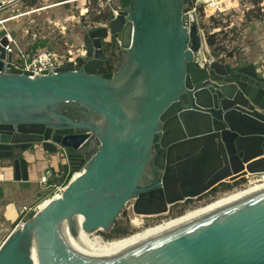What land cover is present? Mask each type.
<instances>
[{
    "label": "water",
    "instance_id": "obj_1",
    "mask_svg": "<svg viewBox=\"0 0 264 264\" xmlns=\"http://www.w3.org/2000/svg\"><path fill=\"white\" fill-rule=\"evenodd\" d=\"M118 1L108 27L83 31L76 66L31 77L11 70L0 43V162L23 181L28 154L82 169L19 217L0 264H264V184L102 258L60 237L65 222L78 232L77 217L85 232L109 231L127 204L132 233L139 215L264 173V62L205 49L196 21L184 22L189 0Z\"/></svg>",
    "mask_w": 264,
    "mask_h": 264
},
{
    "label": "built area",
    "instance_id": "obj_2",
    "mask_svg": "<svg viewBox=\"0 0 264 264\" xmlns=\"http://www.w3.org/2000/svg\"><path fill=\"white\" fill-rule=\"evenodd\" d=\"M80 0H57L56 4L74 2L77 3ZM83 1L80 9L76 8L77 17L80 20L82 26L85 27H108L109 21L115 15L118 14L120 10V2L118 0H97L95 5L94 0H81ZM25 0H0V13L3 11H8L7 15L0 16V27L6 28V23L15 20L25 14L41 10L45 6H34L30 8L22 9L24 6ZM241 0H189L187 10L183 13L186 16L185 23L187 26L190 25L192 21H196L198 33L201 36L202 43H205L207 36L212 33L214 30L223 31L224 25L226 22V16L233 11H236L240 8ZM95 6V7H94ZM261 11L264 12V8L261 6ZM110 11L112 16L110 19L96 18L101 16L103 13ZM215 19L219 20V24L216 26ZM222 25L220 26V24ZM38 24L26 26L20 33L18 37L11 35L10 32H6L1 38L0 43L5 50L6 60L7 55H11L10 63L11 70L20 73H28L31 77L37 75H45L49 73H55L60 67L63 66H76L78 65L79 60L84 56L85 51L80 46L79 49H68L65 53H59L50 49L47 45H36L34 30H36ZM1 29V28H0ZM33 32V38L31 39V34ZM35 38V39H34ZM200 66H203L202 61H198ZM82 169L76 170L79 174ZM75 174V173H74ZM74 174L71 179L74 178ZM53 176V171L46 169L39 178L40 184L47 186L51 191L47 196L55 198V196H60L63 189L65 188L64 184H49L50 179ZM246 181L244 183H239L224 189L218 190L215 194L207 195L201 201H196L197 197L203 196L208 193L210 188L203 192L202 194L192 197L193 200L190 206L184 208L178 214L186 212L190 208L206 205L220 196L226 195L236 189L244 188L247 185L253 183L254 181H259L264 179V173L254 174L244 176ZM70 179V180H71ZM227 182L229 184L233 183L232 180L226 179L222 180L215 185L222 184ZM45 196V197H47ZM43 197L42 199H46ZM40 199V200H42ZM48 199V198H47ZM38 200L37 202L29 205L22 206L20 208L22 213V218L19 221V225L23 223L24 218L29 213L35 214L40 210V204L43 201ZM40 201V202H39ZM172 204H169L170 206ZM167 215V218L173 217L177 214H171V212H164ZM161 213V214H164ZM159 214V215H161ZM148 224H150L148 222ZM103 238V237H102ZM104 239V238H103ZM1 246V245H0Z\"/></svg>",
    "mask_w": 264,
    "mask_h": 264
},
{
    "label": "crops",
    "instance_id": "obj_3",
    "mask_svg": "<svg viewBox=\"0 0 264 264\" xmlns=\"http://www.w3.org/2000/svg\"><path fill=\"white\" fill-rule=\"evenodd\" d=\"M56 2L57 0H25L22 9L23 7L26 9L34 6L45 7L11 21L20 20V23H26L31 18L30 16L34 14L45 12L47 10H54L62 5L70 4V2L61 4H56ZM7 13L8 11H3L0 13V16L7 15ZM41 18H45V16L42 14V16L38 17L35 22L30 23L29 21V24L26 26L38 24V28L41 30L39 32H34L32 30V33H30L32 36L31 39L33 38L34 32V35L36 34V39L34 38L35 41L45 43V40L49 39V41H51V32L49 29H53L51 27L55 24L53 22L49 23L48 20L42 22ZM223 25L225 29L221 34L218 32L216 42L212 47L208 46L209 49L207 50L211 51L216 56H221L222 58L240 57L247 59L248 61L264 62L263 13H258L257 16H240L231 14L230 17H226V22ZM67 27L68 24L65 28ZM73 27H79L76 28L75 31H78V37L81 40V35L86 27L82 26L81 23L73 25ZM60 28H62L61 33L63 38V36L66 35L63 31L64 26L62 25ZM37 39H39V41ZM63 39L65 44L68 45L65 38ZM205 44H207L206 40L205 43H203L204 48ZM37 156L39 157L38 160H36L31 154H28L27 156V159L30 162V170L28 180L26 181L15 179L13 167L8 160H1L0 162V245L13 230L14 224L22 215L20 208L22 206H29L48 194L47 192L49 191V188L39 182L42 173L46 169H50L53 173L60 172V168L56 169L52 167L54 166L52 162H55V155H47L44 157L43 152H39V155ZM59 162L65 164L66 160L59 159ZM50 163L51 166H49ZM76 175H78V172H76Z\"/></svg>",
    "mask_w": 264,
    "mask_h": 264
},
{
    "label": "rangeland",
    "instance_id": "obj_4",
    "mask_svg": "<svg viewBox=\"0 0 264 264\" xmlns=\"http://www.w3.org/2000/svg\"><path fill=\"white\" fill-rule=\"evenodd\" d=\"M95 5L97 4V0H94ZM83 1H78L77 3H70L67 5H62L60 7H58L57 9L54 10H47L45 12H41V13H37L34 14L32 16H30L31 18L29 19L30 23H33L37 20L38 17H41L42 14L45 16V18H41L42 22L48 20L49 23L53 22L55 25L52 26L51 28L53 29H49V31L51 32V36H50V40H45V43H43L42 45H47L50 49L57 51L59 53H65L68 49L72 48V49H79L80 45H81V40L78 37V31L76 32L75 29L79 28V27H73V25L76 24H80V20L77 17V13H76V8L80 9V7L82 6ZM261 6L264 8V0H241V5L240 8L236 11H233L232 13L228 14L226 17H230L231 14L234 15H244V16H257L258 13L259 14H264V12L260 11ZM76 7V8H75ZM95 7V6H94ZM72 12H71V11ZM233 19V17H232ZM29 21L26 23H20V20H16V21H11V22H7L6 23V28H2L0 27V38L8 31L11 33V35L18 37L21 33V31L26 27V25L29 24ZM68 24V27H66V25ZM73 24V25H72ZM225 24V23H223ZM61 25V26H60ZM62 25L64 26L63 31L66 33V35L63 36V38H65V40L67 41L68 45L65 44L64 39L62 38ZM72 25V26H71ZM222 25V23L220 24V26ZM56 26V27H55ZM60 26V27H59ZM41 29H39L37 27L36 30L39 32ZM223 31H219V33L221 34ZM39 41V39H37ZM205 49H209L208 45L205 44ZM59 159L62 160L64 159V157L62 156H56L55 157V162H52L54 164V168L59 169L61 165L59 162ZM49 166H51V163L49 164ZM74 176L76 177V172L74 174ZM246 181V180H245ZM244 180H240L234 183V185L239 184V183H244ZM47 196V195H46ZM51 196H47L45 197L46 199H42L40 201V208H42L47 202L48 199ZM39 201V202H40ZM191 209V208H190ZM125 210V212H124ZM185 213V212H184ZM132 214V210L129 204H127L124 209L121 211V213L119 214L117 220H123L126 221L127 224L130 227V230H132V226L130 224L129 221V216ZM183 214V213H181ZM180 214H177L175 216H173L172 218L177 217ZM140 216V215H139ZM171 218H167V215H156V216H152L150 217V220H148V222L150 224H148V222H146L145 224L139 226V227H135L134 231L132 233L141 231L149 226H153L157 225L159 223H161L162 220H168ZM116 220V221H117ZM156 223V224H155ZM101 231H97L94 233H98L97 235L103 237L102 234H100ZM104 232V231H103ZM107 232V231H106ZM131 232H129L127 235L132 234ZM125 235V236H127ZM124 236V237H125ZM122 238V237H120ZM107 240V239H105Z\"/></svg>",
    "mask_w": 264,
    "mask_h": 264
},
{
    "label": "bare ground",
    "instance_id": "obj_5",
    "mask_svg": "<svg viewBox=\"0 0 264 264\" xmlns=\"http://www.w3.org/2000/svg\"><path fill=\"white\" fill-rule=\"evenodd\" d=\"M79 174V173H78ZM264 184V179H261L259 181H254L253 183L247 185L244 188H240V189H236L226 195L220 196L219 198H217L216 200L203 205V206H198V207H194L191 209H188L185 213L178 215L175 218L170 217L171 219L168 220H162L161 223L154 225L153 226H149L141 231L129 234L125 237L122 238H117V239H112V240H105L103 239L101 236L97 235L96 233H89V232H85L84 230H82L80 228V224L82 222V218L81 217H77L76 220H78V232H76V234H74L71 229L69 228V225L67 222H65L63 224V226L61 227V231H60V237L67 243H69L70 245H72L74 248H76L77 250H79L80 252L92 256V257H96V258H102L104 256H107L111 253H113L114 251H116L117 249H119L121 246L141 239V238H145L148 236H151L191 215H194L196 213L202 212L220 202H223L245 190L254 188L256 186L262 185ZM55 197H58L55 196ZM50 198H48L49 200ZM47 204V203H46ZM45 204V205H46ZM44 205V206H45ZM156 224V223H155ZM97 232V231H96ZM101 234V233H100Z\"/></svg>",
    "mask_w": 264,
    "mask_h": 264
},
{
    "label": "trees",
    "instance_id": "obj_6",
    "mask_svg": "<svg viewBox=\"0 0 264 264\" xmlns=\"http://www.w3.org/2000/svg\"><path fill=\"white\" fill-rule=\"evenodd\" d=\"M112 16L111 12H105L103 13L101 16H97L96 18H103V19H110ZM219 24V20L215 19V24L214 25H218ZM217 34H218V30H214L212 33H210L207 38H206V42L208 44V46L212 47L214 45V43L217 40ZM42 42H36V45H42ZM64 112L66 115L74 118V119H80L83 118L82 113L75 107L71 106V105H66L64 106ZM59 173H53L52 178L49 181V184H68V182L70 181L72 175L76 172V170L74 169H69L68 166L66 164H63L60 166L59 169ZM51 190L49 189V191L47 193H49ZM42 199V198H41ZM125 212V210H124ZM33 215V213H29L28 215L25 216L24 220H26L27 218L31 217ZM129 232H131L129 225L127 224L126 221L123 220H117L114 224V226L107 232H103L101 231L100 233L103 235L104 239L107 240H112V239H117L120 237H124L125 235H127Z\"/></svg>",
    "mask_w": 264,
    "mask_h": 264
},
{
    "label": "flooded vegetation",
    "instance_id": "obj_7",
    "mask_svg": "<svg viewBox=\"0 0 264 264\" xmlns=\"http://www.w3.org/2000/svg\"><path fill=\"white\" fill-rule=\"evenodd\" d=\"M120 53L116 54L114 53L113 51V57L112 59L117 62V60L120 58ZM80 61V60H79ZM64 106L66 105H62V108L64 110ZM246 178L245 177H241V178H238V179H235V180H232L233 183L229 184L227 182H224L222 184H218V185H215V186H212L210 187V190L208 193L204 194L203 196H200V197H197L196 201H201L204 197H206L207 195H212V194H215L218 190H221V189H224L226 187H230V186H233L235 182L237 181H240V180H245ZM193 200L189 199V203L188 204H185L184 201H178V202H175L173 203L172 205L168 206V210L167 212H171V214H178L180 211H182L184 208L190 206V204H192ZM166 213H164L163 215H165ZM158 215V214H157ZM140 216H145L147 218V222L148 220H150V217L152 216H156V215H150V216H147V215H140ZM104 238V237H103Z\"/></svg>",
    "mask_w": 264,
    "mask_h": 264
}]
</instances>
